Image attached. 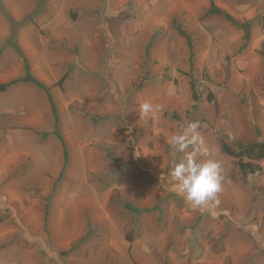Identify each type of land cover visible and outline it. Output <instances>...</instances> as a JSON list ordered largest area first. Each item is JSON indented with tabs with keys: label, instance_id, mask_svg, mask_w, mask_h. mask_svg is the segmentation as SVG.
Wrapping results in <instances>:
<instances>
[{
	"label": "rangeland",
	"instance_id": "obj_1",
	"mask_svg": "<svg viewBox=\"0 0 264 264\" xmlns=\"http://www.w3.org/2000/svg\"><path fill=\"white\" fill-rule=\"evenodd\" d=\"M263 51L264 0H0V84L28 62L68 154L44 91L0 93V264H264V163L243 177L219 147L264 141ZM191 122L202 142L176 151ZM173 151L220 162L215 215Z\"/></svg>",
	"mask_w": 264,
	"mask_h": 264
},
{
	"label": "clouds",
	"instance_id": "obj_2",
	"mask_svg": "<svg viewBox=\"0 0 264 264\" xmlns=\"http://www.w3.org/2000/svg\"><path fill=\"white\" fill-rule=\"evenodd\" d=\"M152 110L150 104L142 105V112L147 115ZM198 122H191L187 127L181 126L178 134L171 137V145L176 151H183L189 144L195 145L202 138L196 129ZM191 136V139H189ZM176 151L171 153L173 157L172 176L178 181V190L184 194V198L190 204L198 207L202 212L213 209L219 203L217 194L221 191L223 177L221 175V164L214 159L197 161L195 151L179 163L175 161Z\"/></svg>",
	"mask_w": 264,
	"mask_h": 264
},
{
	"label": "trees",
	"instance_id": "obj_3",
	"mask_svg": "<svg viewBox=\"0 0 264 264\" xmlns=\"http://www.w3.org/2000/svg\"><path fill=\"white\" fill-rule=\"evenodd\" d=\"M208 16L212 17H218L225 20L227 23H229L231 26L235 27L236 29L241 30L244 33V41L245 43H248L250 40V34H251V26L250 23H240L236 21L234 18H232L229 14L226 12L218 9L216 6H214L212 3L209 6V9L207 11ZM179 34L185 38L188 42V50L190 53L189 60H191L192 52H191V43L190 39L184 33L183 31L179 30ZM17 49V48H15ZM262 56L264 57V51L262 52ZM64 82V78L61 79L57 86H62ZM31 84L35 86L36 88L42 90L47 95V99L54 117L55 121V131L54 135L57 137V139L60 141L62 148H63V158L64 163L67 162V149L63 140V137L61 136L59 129H58V116L56 112V108L54 105V102L50 96V88L43 85L40 81H38L31 73L30 66L26 60H24V75L23 77L12 81L7 84H0V93L6 92L7 89L13 85L16 84ZM190 91H191V98L193 100V103L196 105L199 103L200 99L196 94L195 91V84L190 83ZM207 100L210 103H213V96L209 94L207 96ZM195 108V107H194ZM220 150L223 155H225L227 158L231 159L238 171V173L245 177L249 175H256L260 174L262 172V163H264V141L261 142H252L246 145H237L236 148L226 144L224 141H220L219 143Z\"/></svg>",
	"mask_w": 264,
	"mask_h": 264
}]
</instances>
